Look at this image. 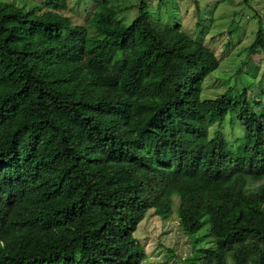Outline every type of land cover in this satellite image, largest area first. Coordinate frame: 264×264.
<instances>
[{
    "label": "trees",
    "instance_id": "16d2710c",
    "mask_svg": "<svg viewBox=\"0 0 264 264\" xmlns=\"http://www.w3.org/2000/svg\"><path fill=\"white\" fill-rule=\"evenodd\" d=\"M67 1L0 0V264H141L139 223L174 208L184 264H264L262 87L203 97L219 59L199 37L144 0L128 24L110 0H75L78 23Z\"/></svg>",
    "mask_w": 264,
    "mask_h": 264
},
{
    "label": "rangeland",
    "instance_id": "374dc122",
    "mask_svg": "<svg viewBox=\"0 0 264 264\" xmlns=\"http://www.w3.org/2000/svg\"><path fill=\"white\" fill-rule=\"evenodd\" d=\"M31 7L39 0H7ZM75 0H68L67 13L78 23H83L88 10L81 11ZM117 9V16L128 24L137 14L139 0H110ZM150 17L158 16L169 25L180 24L188 36L199 37L214 51L219 59L218 68L209 74L203 84V97H217L228 88L232 96L242 91L244 82L251 83L248 95L264 90V50L249 53L248 46L255 38L259 20L264 29V0H144ZM83 9V6H81ZM121 9V10H120ZM87 12V13H86ZM231 31V35L229 30ZM243 80V82H242ZM264 101V95L262 97ZM233 115H226L222 129L232 141L229 149H235L243 128ZM234 121V123H230ZM233 125V126H232ZM240 133V135H239ZM237 136V137H235ZM235 137V138H234ZM241 141V139H240ZM264 182V177L252 186ZM176 201L174 202V207ZM206 231L203 227L197 234ZM134 236L142 244L146 258L141 264H184V259L193 253L192 243L178 223L175 208L167 218H160L150 210L139 223ZM201 246L203 242L199 243Z\"/></svg>",
    "mask_w": 264,
    "mask_h": 264
}]
</instances>
